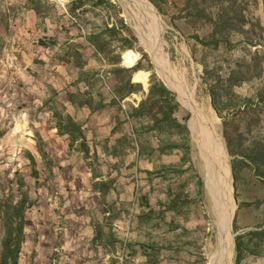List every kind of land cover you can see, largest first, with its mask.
Returning a JSON list of instances; mask_svg holds the SVG:
<instances>
[{
	"label": "rangeland",
	"instance_id": "rangeland-1",
	"mask_svg": "<svg viewBox=\"0 0 264 264\" xmlns=\"http://www.w3.org/2000/svg\"><path fill=\"white\" fill-rule=\"evenodd\" d=\"M61 1L47 0L36 14L25 0H0V239L2 206L25 196L19 264H218V228L189 126L191 113L159 74L138 20L129 17L120 0H81L73 11L72 0ZM141 2L151 46L194 86L227 154L235 211L226 264H264V238L244 237L256 253L239 257L236 240L264 229V177L228 146V138L239 141L237 133L244 146L264 138V110L234 114L236 99L221 95L217 105L229 108L218 111L210 90L255 50L264 55V0ZM222 10L235 16L233 29L212 36V20ZM241 16L259 45L249 46L236 30ZM222 34L229 43L219 39ZM51 38L50 45L40 43ZM128 50L139 55L133 64L125 63ZM152 78L173 92L175 116L188 128L186 141L174 132L145 131L146 119L128 117ZM129 81L138 84L136 91L121 97ZM258 82L232 91L248 96ZM68 92L76 102L92 98L98 108L76 109L85 124L87 154L78 143L69 149L54 127L52 111L62 109L59 102L72 111ZM167 141L180 147L160 153L159 144ZM102 183L105 194H97ZM105 208L112 218L100 213ZM88 217L90 223L84 221ZM95 226H101L103 238H90ZM70 237H78L79 245L62 249Z\"/></svg>",
	"mask_w": 264,
	"mask_h": 264
},
{
	"label": "trees",
	"instance_id": "trees-1",
	"mask_svg": "<svg viewBox=\"0 0 264 264\" xmlns=\"http://www.w3.org/2000/svg\"><path fill=\"white\" fill-rule=\"evenodd\" d=\"M28 8L33 9L36 14H40L43 6L47 5V0H25ZM82 5L81 0H72L70 2V10L73 11ZM230 11H234L233 7ZM225 10H222L217 14L216 19L212 20V36L218 32L221 34L222 29H227L232 31L234 23L236 20L235 16L232 14L230 16ZM0 14V23L1 20ZM241 24L236 30H241L240 33L244 34V41L249 46H256L260 43L258 39L248 35V30L243 28L245 24L244 16L239 18ZM262 27V26H261ZM219 39L223 42L229 43L228 37L225 34L219 36ZM54 39L51 38L50 42L45 40H40L43 46L50 45L53 43ZM257 79L259 82L254 88L253 92L244 97H240L238 94L232 91L234 86L241 85L250 80ZM136 82L129 81L127 83V92L125 94H120L124 97L127 94H131L136 91ZM210 90L213 98L214 106L218 111L223 110L227 107H219L218 97L221 95L229 96L228 100L236 99L233 105V109H236L234 114H242L248 111L264 110V55L260 54L258 50H255L249 55V60L243 61V63H236L228 72L225 78L218 77L214 84H210ZM120 92V91H119ZM118 92V93H119ZM88 92L85 91L83 95H87ZM74 94L71 92L67 93V99L69 105L74 109L87 107L90 111L97 110L98 108L93 105L92 98H84L76 102L74 100ZM52 101V100H50ZM227 101V100H226ZM61 110L54 108L52 111V116L55 119L54 127L59 135L65 136L68 141V148H73L75 143H78V149L83 153H89V145L87 143V136L85 130L83 129L82 122L76 120L73 115L67 110L66 103L59 102ZM226 105V104H224ZM178 103L174 98V94L170 91L162 82L157 79L152 78L148 87V91L144 98H142L137 106L131 108L128 117L133 120L146 119V123L142 124V129L148 132H157L159 135H168L171 132L179 135L184 141L187 140L188 128L184 122H181L176 116L175 112L177 110ZM236 138L238 142L236 144L231 143V138H228L229 150L234 155H242L248 160V162L243 161V163H252L257 175L264 177V138L252 139L250 144L244 146L242 142L241 134L237 133ZM186 149L188 148L187 143H183ZM180 144L174 141L162 142L158 146L160 153H165L168 150L179 148ZM32 165L35 164V159L30 156ZM32 173L34 176L37 175V170L33 168ZM100 193L105 194L104 184H100ZM26 197H21L15 204H5L3 210V227L4 235L0 239V264H19V257L21 252L22 243L24 241V220H25V203ZM113 209V207L111 206ZM106 209V208H105ZM103 211H107V210ZM109 218H112L113 212L109 211ZM109 225V224H108ZM101 226H95V234L93 240L97 238H103V233ZM244 237H247L249 241H255L257 239L264 238V229L252 231L246 234H241L237 237V255L242 252L256 253L254 246H245L243 243Z\"/></svg>",
	"mask_w": 264,
	"mask_h": 264
},
{
	"label": "bare ground",
	"instance_id": "bare-ground-1",
	"mask_svg": "<svg viewBox=\"0 0 264 264\" xmlns=\"http://www.w3.org/2000/svg\"><path fill=\"white\" fill-rule=\"evenodd\" d=\"M120 1L129 17L132 16V20L137 19L140 28L145 33V44L153 52L159 74L168 86L177 93L179 101L191 113L189 126L199 154L206 190L211 200V207L218 228L214 254L217 257L216 262L218 264H226L231 243L230 228L234 216L235 203L232 195L230 166L227 162V154L219 139L217 128L210 118L204 102L199 100L201 98L198 99L194 86L187 81L180 70H176L175 67L168 65L159 57L151 46V30L145 24L147 15L141 0ZM138 57L137 52L128 50L125 63L133 64L138 60Z\"/></svg>",
	"mask_w": 264,
	"mask_h": 264
},
{
	"label": "crops",
	"instance_id": "crops-1",
	"mask_svg": "<svg viewBox=\"0 0 264 264\" xmlns=\"http://www.w3.org/2000/svg\"><path fill=\"white\" fill-rule=\"evenodd\" d=\"M72 115H73V117L76 119V120H80V116H79V113L78 112H76V109H74V108H72V111L71 110H68ZM76 112V113H75ZM90 112V111H89ZM78 113V114H77ZM83 124V123H82ZM85 126V124H83V127ZM96 179H98V178H96ZM97 194H100V191L98 190V192H96ZM89 203H91V200H89ZM104 209H101V211H100V213L102 214V215H108V213H109V210L108 209H105V210H107L106 212L105 211H103ZM90 217H88L86 220H84V221H86V222H88V223H90L89 221H90ZM88 226H90V225H88ZM91 227V226H90ZM91 232H93V229L91 228ZM93 237V235H91L90 236V238H92ZM79 240V238L78 237H76V238H74V237H70L69 239H66L65 241H64V243H62V246H61V248L62 249H65V250H67V249H74V247H77L79 244H78V241ZM76 250V249H75ZM85 254H86V252H84ZM78 254V253H77ZM83 254V253H82ZM72 256L73 257H76L77 255H76V252L75 253H73L72 254ZM87 256H90V253L87 255ZM106 256H108V254H106Z\"/></svg>",
	"mask_w": 264,
	"mask_h": 264
},
{
	"label": "water",
	"instance_id": "water-1",
	"mask_svg": "<svg viewBox=\"0 0 264 264\" xmlns=\"http://www.w3.org/2000/svg\"><path fill=\"white\" fill-rule=\"evenodd\" d=\"M58 1L63 2V1H61V0H58ZM133 81H135V80H133Z\"/></svg>",
	"mask_w": 264,
	"mask_h": 264
}]
</instances>
